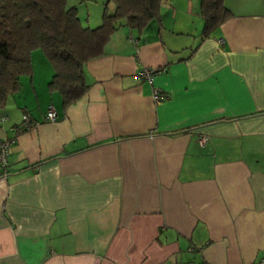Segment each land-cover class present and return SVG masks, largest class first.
I'll list each match as a JSON object with an SVG mask.
<instances>
[{"label":"crops","instance_id":"obj_1","mask_svg":"<svg viewBox=\"0 0 264 264\" xmlns=\"http://www.w3.org/2000/svg\"><path fill=\"white\" fill-rule=\"evenodd\" d=\"M72 1L88 24L106 0ZM223 3L230 16L206 38L200 0H162L140 32L121 25L66 108L32 52L0 108V140L14 139L0 264H264V0Z\"/></svg>","mask_w":264,"mask_h":264},{"label":"trees","instance_id":"obj_2","mask_svg":"<svg viewBox=\"0 0 264 264\" xmlns=\"http://www.w3.org/2000/svg\"><path fill=\"white\" fill-rule=\"evenodd\" d=\"M161 1L106 0L100 25L90 28L68 0H0V108L20 92V77L32 74L35 50L52 68L48 88L66 108L87 91V62L104 53L121 25L140 32L159 20ZM200 14L204 38L230 16L223 0H200Z\"/></svg>","mask_w":264,"mask_h":264},{"label":"built area","instance_id":"obj_3","mask_svg":"<svg viewBox=\"0 0 264 264\" xmlns=\"http://www.w3.org/2000/svg\"><path fill=\"white\" fill-rule=\"evenodd\" d=\"M155 72L156 71L154 69L148 67H141L137 72V76L148 81L151 84ZM165 97L166 96L158 88L152 87V98L155 102H159L165 99ZM55 119H56V112L52 106H49L44 115V120L54 121ZM3 120L4 118L1 117L0 121ZM22 120H23L24 129L27 130L33 126V121L31 117L28 116L27 114H23ZM207 141H208V136L202 135L199 137V142L201 144L206 143ZM13 143H14L13 138L0 140V168L2 169L3 173L6 171V168L8 166L9 150Z\"/></svg>","mask_w":264,"mask_h":264},{"label":"rangeland","instance_id":"obj_4","mask_svg":"<svg viewBox=\"0 0 264 264\" xmlns=\"http://www.w3.org/2000/svg\"><path fill=\"white\" fill-rule=\"evenodd\" d=\"M72 2H75V1H72ZM88 6L91 8L92 11H95L96 9H97L96 12H98V13H99V11H102V7L100 6L99 3H98V5L91 4V5H88ZM79 10H80V14H84V12L86 13L87 12V3H85L84 5H82ZM82 17H84V16H82ZM91 19H92V17H91ZM100 23H101V18H99V20L96 21V22H94L93 19H92L86 25H88L90 28H95L98 25H100ZM38 52L40 53L41 51L38 50ZM34 63H35V61H34Z\"/></svg>","mask_w":264,"mask_h":264}]
</instances>
